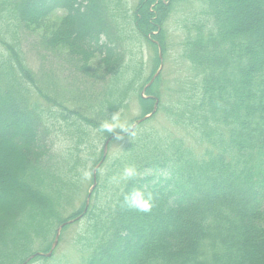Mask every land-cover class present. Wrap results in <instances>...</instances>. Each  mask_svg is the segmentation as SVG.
<instances>
[{"label": "trees", "instance_id": "16d2710c", "mask_svg": "<svg viewBox=\"0 0 264 264\" xmlns=\"http://www.w3.org/2000/svg\"><path fill=\"white\" fill-rule=\"evenodd\" d=\"M185 1L139 0L129 15L125 0H0V264L49 251L58 226L77 216L78 264H264V0H200L184 18L180 55L191 75L165 107L202 151L146 129L102 161L103 144L121 133L101 131L103 121L135 94L144 116L156 99L163 105L160 76L141 94L154 71L145 75L140 49L145 41L157 68L159 49H168L165 25ZM59 12L65 37L41 42L66 47L75 72L101 88L84 100L50 94L20 50L19 28ZM94 55L102 68L90 65ZM101 161L93 202L67 215L82 170L94 177ZM128 164L141 176L110 183ZM134 187L154 194L150 213L121 206Z\"/></svg>", "mask_w": 264, "mask_h": 264}, {"label": "rangeland", "instance_id": "374dc122", "mask_svg": "<svg viewBox=\"0 0 264 264\" xmlns=\"http://www.w3.org/2000/svg\"><path fill=\"white\" fill-rule=\"evenodd\" d=\"M125 1L128 14L131 15L135 11L139 0ZM200 7V0H186L185 2L176 5L165 25L167 31L166 41L168 49L165 54H163L159 49L158 53L161 57V61L157 68H155L154 53H152V50L145 41L142 42L143 46L142 49H140L142 53L139 54V59H143L146 76L154 71L152 79L154 78L155 80L156 77H161L159 92L161 93L163 105L159 106L157 103L158 99H156V103L152 110L154 111L153 115L141 122H138L144 117V115L142 113L143 106L139 101V97L135 94L128 100L126 107L120 111L118 115L120 123H124L126 125L136 124V127L133 129L135 135L137 132H141L146 129H157L161 132L171 134L176 138L184 139L190 146H195L194 148L197 151H202L203 147H199L196 144V140L192 137V131L177 124L176 121L167 113L165 106L167 105V107H169L177 100V97L180 95L182 81H187L188 77L191 75L190 66L181 58L180 55V44L184 34L182 26L184 18L191 16L198 9H200ZM62 14V12H59L56 15L50 16V18H42L36 23V25H31L29 28H19L18 42L20 50L25 64L32 71L34 78L37 79V81L43 82L45 85L44 88L52 91L50 94L59 95L66 101L73 98V96L84 100L81 96L83 93L85 94V92H88L86 95H90L89 90L92 89L95 94L100 91L101 88L97 85H92L90 82L85 83V79L75 72L67 60L68 50L66 47L64 50L60 48L51 49L44 46L41 42L43 37L45 41L50 40L55 37V33L60 32L58 26H60L59 18ZM129 26H131V24ZM58 34L61 35L62 39L65 37V31ZM89 63L94 68L103 67L101 58L98 55H94L92 59L89 60ZM144 88L141 90V94L143 97L147 98L149 95L147 94V91H144ZM85 104H88V101H86ZM69 105L74 106L73 100L69 102ZM75 106H78V104H75ZM152 111L150 113H152ZM116 131L120 130L117 129ZM118 134L123 136V139L117 140L115 138L110 140L106 150V142L103 144L106 152L105 157H107L110 162L122 152L126 143L133 138V136H130L127 133L121 132ZM58 142L60 143V141ZM91 167L92 163L89 164L88 169ZM89 172L90 178L85 181L81 194H79L72 204L66 208L65 213L67 215L74 213L83 205V203L86 204L88 195L94 184L93 171ZM92 202L93 199L90 197L89 204ZM79 217L80 216H77V219H79ZM77 219L75 218L74 221L65 225V228L63 227L64 229L61 230L56 245H54L56 240L55 233L50 249H48L49 251L40 252L43 253L41 256L49 258L48 263L78 264L81 262L83 255L79 252L76 245V237H78L79 230L83 227V222H75ZM42 243L44 242H38V245L42 247L44 245ZM50 252L51 254L48 255Z\"/></svg>", "mask_w": 264, "mask_h": 264}, {"label": "clouds", "instance_id": "9594fccd", "mask_svg": "<svg viewBox=\"0 0 264 264\" xmlns=\"http://www.w3.org/2000/svg\"><path fill=\"white\" fill-rule=\"evenodd\" d=\"M133 125H126L119 122L118 114H113L110 120H105L100 124V130L109 133L115 132L117 129L122 133H127L130 136H135L132 131ZM116 139H123V136L117 134ZM141 176V173L135 164H128L123 169L110 178V183L119 186L121 183L127 184ZM90 172L82 170V179H89ZM122 207L129 210H135L140 213H150L155 206V197L151 191L145 192L141 188L134 187L130 191L123 193Z\"/></svg>", "mask_w": 264, "mask_h": 264}, {"label": "water", "instance_id": "95a60500", "mask_svg": "<svg viewBox=\"0 0 264 264\" xmlns=\"http://www.w3.org/2000/svg\"><path fill=\"white\" fill-rule=\"evenodd\" d=\"M158 75V74H157ZM155 77V76H154ZM153 80H154V78L145 86V88H144V90L147 88V87H149L150 85H151V83L153 82ZM153 113H154V111H152V113H150V114H148V115H145L142 119H140L138 122H141V121H143L144 119H146V118H148V117H151L152 115H153ZM136 127V124L135 125H133V128H132V130L134 129ZM116 136V135H115ZM112 139V137H110L107 141H106V143H105V150H106V148H107V146H108V143H109V141ZM105 150H104V157H103V159H102V161L104 160V158H105V156H106V152H105ZM102 161L95 167V169H94V177H93V179H94V184H93V186H92V189H91V192L89 193V195H88V200H87V202H86V208H85V211L87 210V208H88V206H89V199H90V197H91V194H92V192H93V190H94V188H95V186H96V171H97V169H98V167L100 166V164L102 163ZM77 219V218H76ZM75 219H72V220H68V221H66V222H64V223H62L58 228H57V231H56V240H55V242H54V245H56L57 244V242H58V238H59V235H60V232H61V230L63 229V227L65 226V225H67L68 223H70V222H72V221H74ZM43 253H40V252H37V253H35V254H33V255H31L23 264H27V262L29 261V260H31L32 258H34L35 256H37V255H42ZM51 254V252L48 254V255H50Z\"/></svg>", "mask_w": 264, "mask_h": 264}]
</instances>
